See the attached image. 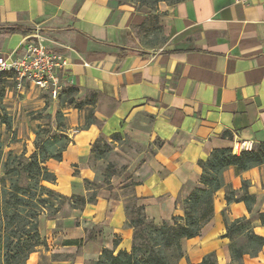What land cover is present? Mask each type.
<instances>
[{
	"label": "crops",
	"instance_id": "0c3cea01",
	"mask_svg": "<svg viewBox=\"0 0 264 264\" xmlns=\"http://www.w3.org/2000/svg\"><path fill=\"white\" fill-rule=\"evenodd\" d=\"M37 34L50 51L70 60L64 88H77L84 103L98 95L94 105L67 110L69 145L61 161L47 162L57 180L45 185L87 199L86 183L97 179L89 164L97 139L120 134L145 149L133 160L130 180L113 176L82 209L69 207L55 219L41 216L47 246L28 264H85L104 249L131 252L134 230L126 225L123 192L132 179L147 218L161 224L184 216L181 200L200 184V162L215 150L242 141L254 148L264 144V0L161 2L143 11L126 0H0V57ZM86 108L97 124L87 123ZM224 179L238 195L242 181L250 183L252 214L243 202L229 205L226 188L218 191L213 219L199 236L182 242L178 264H201L211 253L218 264H233L223 213L228 221L251 219L264 237L258 219L264 165L240 173L229 168ZM243 263L264 264V248L256 257L245 255Z\"/></svg>",
	"mask_w": 264,
	"mask_h": 264
},
{
	"label": "trees",
	"instance_id": "16d2710c",
	"mask_svg": "<svg viewBox=\"0 0 264 264\" xmlns=\"http://www.w3.org/2000/svg\"><path fill=\"white\" fill-rule=\"evenodd\" d=\"M135 1L151 8L166 2ZM182 1L185 0H175L173 4ZM9 32L28 35L29 31L11 28ZM12 75L0 73V81L5 76ZM68 92L78 94V89L69 87ZM97 98L98 95L94 94L86 103L79 101L75 108L81 110L86 104L94 105ZM59 116L64 118L62 112ZM88 118L92 123H97L92 111ZM3 124L7 131L10 130L9 122ZM59 126L57 132L49 138L39 139L38 136L35 142L36 151L30 157L26 156V152L5 153L0 131V169H3V173H0V264H28L31 254L47 246L39 231L41 216L55 219L66 205L71 209H82L87 202L95 201V195L87 199L67 197L45 185L54 184L57 180L56 175L48 169L47 162L61 161L70 141L66 131L60 130ZM117 138H121V135L115 134L111 140ZM110 147L108 140L100 138L93 144L92 156L102 158V154ZM263 165L264 144L239 155H235L232 149L215 150L206 162H200L203 170L200 184L181 200L183 217L175 216L171 221L156 224L146 217L144 207L138 204V198L134 196L135 203L125 206L126 225L134 230L131 252L121 251L115 255L113 251L104 249L97 261L85 264H178L184 257L182 242L199 236L202 229L213 219L214 196L218 191L226 188L227 203L230 205L243 202L252 214L256 197L248 191L250 183L243 180L241 194L238 195L239 191L226 184L225 171L235 168L240 173ZM223 215L226 237L230 240L232 263L244 264L245 255L258 256L264 248V237L255 233L252 220L243 217L228 221L224 213ZM258 219L264 226V212L258 214ZM201 264H218L216 254L207 255Z\"/></svg>",
	"mask_w": 264,
	"mask_h": 264
},
{
	"label": "rangeland",
	"instance_id": "374dc122",
	"mask_svg": "<svg viewBox=\"0 0 264 264\" xmlns=\"http://www.w3.org/2000/svg\"><path fill=\"white\" fill-rule=\"evenodd\" d=\"M126 1L139 11L156 9V6L151 8L135 0ZM174 1L166 0V3L172 5ZM68 88H63L60 95L52 97L38 89H32L28 83H25L23 88H19L14 74L12 77L5 76L0 81V131L5 144V153L9 151L16 154L26 152V156L30 157L36 151L35 142L38 136L39 139L51 137L53 133L57 132L59 125V129L66 131L65 133L68 135L67 110L75 108L81 101L77 98V93L68 92ZM88 111L89 108H86L85 117L88 115ZM60 112L63 113L64 118L59 116ZM145 119L148 120L146 117ZM86 121L87 123L91 122L88 117ZM4 122L11 124L10 130H6ZM109 142L111 147L102 154V158L92 156L89 162L97 173V179L92 183H86L87 189L91 190L88 198L96 195L99 189L109 187L113 176L130 180L137 167V161L133 160H136L140 152L145 149L144 146L123 135L121 138ZM0 173H3L2 168ZM133 185L134 180L132 179L123 192L128 206L135 203ZM69 207V205L64 207L62 211L64 215L68 213ZM56 217H59V214ZM65 258L68 257H54L53 259L62 260Z\"/></svg>",
	"mask_w": 264,
	"mask_h": 264
},
{
	"label": "built area",
	"instance_id": "2783aa9c",
	"mask_svg": "<svg viewBox=\"0 0 264 264\" xmlns=\"http://www.w3.org/2000/svg\"><path fill=\"white\" fill-rule=\"evenodd\" d=\"M69 67L70 60L50 51L40 34L27 39L21 49L8 57H0V73L14 74L19 88L28 83L30 87L47 92L52 97L61 94ZM253 149V142L242 141L235 144L232 151L239 155Z\"/></svg>",
	"mask_w": 264,
	"mask_h": 264
}]
</instances>
